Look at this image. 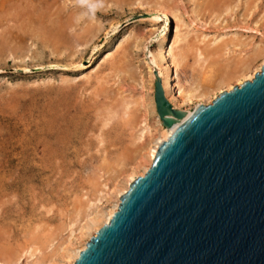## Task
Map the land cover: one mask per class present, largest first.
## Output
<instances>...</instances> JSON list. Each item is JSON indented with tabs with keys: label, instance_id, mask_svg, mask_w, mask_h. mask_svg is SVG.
I'll use <instances>...</instances> for the list:
<instances>
[{
	"label": "rangeland",
	"instance_id": "obj_1",
	"mask_svg": "<svg viewBox=\"0 0 264 264\" xmlns=\"http://www.w3.org/2000/svg\"><path fill=\"white\" fill-rule=\"evenodd\" d=\"M174 40L194 47L188 75L195 47L222 74L264 40V0H0L1 263L32 264L23 250L60 243L100 184L125 169L138 133L123 120L102 127L103 116L125 102L139 105L131 121L142 118L158 78L151 53ZM157 119L149 111L147 123Z\"/></svg>",
	"mask_w": 264,
	"mask_h": 264
},
{
	"label": "water",
	"instance_id": "obj_2",
	"mask_svg": "<svg viewBox=\"0 0 264 264\" xmlns=\"http://www.w3.org/2000/svg\"><path fill=\"white\" fill-rule=\"evenodd\" d=\"M154 100L184 116L159 78ZM75 264H264V65L173 130Z\"/></svg>",
	"mask_w": 264,
	"mask_h": 264
},
{
	"label": "bare ground",
	"instance_id": "obj_3",
	"mask_svg": "<svg viewBox=\"0 0 264 264\" xmlns=\"http://www.w3.org/2000/svg\"><path fill=\"white\" fill-rule=\"evenodd\" d=\"M155 5L157 10L163 12L167 11L177 20L173 8L166 9L162 4L156 2ZM177 36L178 37H175V39L177 38V41L179 40L178 42H180L181 39L178 34ZM218 40V42H221L220 37ZM175 41L176 40L173 41V44H171L170 48H167L164 53H161L160 49L158 52L151 53V62L158 71V78L161 80L165 98L174 109H181L184 116L182 118L171 116L175 119L174 125L172 127H167L161 122L162 120L159 119L158 115V122L156 120L155 125L152 127L147 123V114H149V111L157 112L155 100H150L146 104L141 102L145 110L143 116H140V118H142L137 122L131 121V117L134 115L131 113L133 105H138L136 103H133L130 109L131 103L124 102L120 112L114 109V111H111L112 109L106 108L107 112L103 116L102 127H108V124L111 125L115 119V121L118 120V123H120L119 120H123L125 125L132 130V133L133 131H137L135 134L137 135L138 133V136H136L137 138L134 140V142L136 141V149L135 151L133 150L134 155L132 154L127 166L124 167L125 169H122V171L120 170L121 172L119 171L120 173L118 172L119 174L117 173L116 177L114 176L115 179L113 178V180H110V177H108L109 179L106 178L105 182L101 181L100 188L97 187L94 189L97 190L99 188L95 194H93L94 196L92 195V198L86 200L84 209L79 211L76 215V217H79L75 220L73 219L74 221L71 220L69 224H67L65 229L67 230V235L60 243L54 245V240H56V238H54L53 241L48 243L46 249L40 246L37 248L30 246L23 250L24 255L27 256V260H35L32 264H75L80 253L86 249L87 242L103 225L110 222L113 214L118 210L122 195L128 191L130 185L138 177L144 176L149 170L156 157L159 146L168 140L173 130L200 105H208L224 91H231L234 86H240L245 81H252L255 75L261 71L262 65H264V40L252 48L253 50L250 51L249 55L242 59H237L238 62L234 64L230 70H226L222 74L219 73L220 75L211 73V71L208 70V58L203 53L202 49L195 47L193 64L197 67V70L193 67V70L191 69L192 73L188 75V49L191 48L194 50V47L192 48L191 44L189 47L188 42V44H185V47H181V49L177 47L178 52H175L177 51L175 46L177 41ZM119 47H121V45ZM110 54L111 53L107 54L105 58L109 59L111 57ZM173 68L175 69L173 70ZM148 76L150 79L149 90L153 91L154 77L151 71H149ZM84 78H88V75H84ZM158 78L156 77V79ZM171 96L174 97L173 100H176L177 104L172 100ZM187 106L191 107L188 108ZM182 107L184 108L182 109ZM104 109L105 108H103V112ZM133 118L134 117H132V119ZM97 137L98 135L96 138ZM99 139L100 140L97 139L99 142L104 143L103 139L100 137ZM120 162L122 161L120 160ZM122 163H124V161ZM103 205L105 206L103 207ZM22 255L23 254H21V256ZM19 258L21 257L19 256ZM19 258L17 257L18 261L20 260ZM0 264L6 263H1L0 261Z\"/></svg>",
	"mask_w": 264,
	"mask_h": 264
}]
</instances>
